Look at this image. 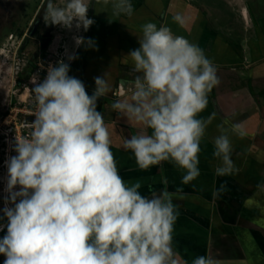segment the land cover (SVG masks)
Segmentation results:
<instances>
[{"label":"clouds","instance_id":"9594fccd","mask_svg":"<svg viewBox=\"0 0 264 264\" xmlns=\"http://www.w3.org/2000/svg\"><path fill=\"white\" fill-rule=\"evenodd\" d=\"M111 7L112 15L132 16L131 0H95ZM45 24L69 32H87V0H45ZM112 20H110L111 22ZM183 26L181 13L172 17ZM139 47L126 58L138 75L120 95L107 74L94 78L89 95L80 79L70 76L76 52L65 47V60L49 64L43 81H33L35 120L27 123L30 136L16 138L6 161L7 178L0 223V255L4 264H225L211 255L189 262L175 248L179 217L174 194L166 188L141 193L139 180L120 175L112 151L111 132L98 102L110 93L111 107L120 118L140 127L123 140L137 167L148 171L167 162L182 170L181 184L194 185L200 175L199 156L206 130L216 118L201 114L209 95L220 84L217 67L203 48L166 24L147 22L141 27ZM75 48L96 49V42L73 35ZM213 157L217 177L238 173L232 159L231 133L246 135L243 123L217 125ZM264 189V185H258ZM177 189V192H182ZM229 191L227 181L213 189L219 198ZM239 264H247L240 261Z\"/></svg>","mask_w":264,"mask_h":264},{"label":"crops","instance_id":"0c3cea01","mask_svg":"<svg viewBox=\"0 0 264 264\" xmlns=\"http://www.w3.org/2000/svg\"><path fill=\"white\" fill-rule=\"evenodd\" d=\"M132 16L112 15L111 7L103 8L90 0L89 18L95 23L85 34L93 39L96 49H85L74 76L86 86L89 95L94 78L107 74L114 91L123 95L125 86L138 75L126 58L139 47L141 27L153 22L166 24L204 49L217 67L220 84L209 95L208 108L201 115L216 113L201 143L199 168L201 175L194 187L181 184L182 170L167 162L141 171L131 152L123 148V140L138 134V125L118 117L111 104L112 93L98 102L112 139L120 175L127 182L139 180L141 193L167 189L174 194L179 217L175 224L174 244L189 262L198 255H211L225 264H239L264 258V0H131ZM181 13L183 26L172 17ZM260 19V20H259ZM110 20H112L110 22ZM258 35H257V32ZM243 123L246 135L231 133L232 159L239 169L231 177H217L213 157L217 125ZM227 181L229 191L219 198L213 189ZM182 192H177V189Z\"/></svg>","mask_w":264,"mask_h":264},{"label":"rangeland","instance_id":"374dc122","mask_svg":"<svg viewBox=\"0 0 264 264\" xmlns=\"http://www.w3.org/2000/svg\"><path fill=\"white\" fill-rule=\"evenodd\" d=\"M87 2L90 4V0ZM44 3L45 0H0V217L3 216L7 178L5 161L16 155L13 148L17 133L19 129H23V115L32 104L31 90L35 87L32 78L41 82L47 74L49 64L55 65L61 59L67 63L65 47L69 51L74 50L79 58L83 50V47L75 48L72 36L82 35L85 38L86 32H69L45 24ZM58 3L63 5L65 0H58ZM260 23L264 24V21L260 20ZM17 46L20 47L18 54L23 59V64L22 70L13 77L9 74L12 64L10 56L17 50ZM79 58L70 64L69 75L78 67ZM39 67L42 70L38 77L34 73ZM16 125L19 128L17 130ZM8 139L13 140L12 144L6 143ZM0 223L7 224V220L2 219ZM4 260L5 257L0 255V264H4ZM252 264H264V258H255Z\"/></svg>","mask_w":264,"mask_h":264},{"label":"built area","instance_id":"2783aa9c","mask_svg":"<svg viewBox=\"0 0 264 264\" xmlns=\"http://www.w3.org/2000/svg\"><path fill=\"white\" fill-rule=\"evenodd\" d=\"M12 37V35H10V38ZM20 47L17 46V50L13 51V55L10 56L11 60H12V64L10 65V75H12L14 77V74L19 73L22 70V61L23 59L20 57V55L18 54V49ZM10 52V51H9ZM9 52H8V56H9ZM4 54V52L2 53ZM7 54V53H6ZM7 56V55H6ZM6 62V60H5ZM42 70V67H39L36 72L34 73V75L38 76L40 75ZM29 78V77H27ZM14 80V79H13ZM35 80V77L32 78V82ZM32 104L29 105V109L25 111V114L23 115V122L24 124L23 129H19L18 126L16 125V130L19 129V132L17 133V139L23 138V137H28L30 136L31 133V129L27 126V123H32L35 120V101L34 98L32 99ZM8 140H10L11 142H8ZM6 143L8 144H12V139H8Z\"/></svg>","mask_w":264,"mask_h":264},{"label":"trees","instance_id":"16d2710c","mask_svg":"<svg viewBox=\"0 0 264 264\" xmlns=\"http://www.w3.org/2000/svg\"><path fill=\"white\" fill-rule=\"evenodd\" d=\"M5 232H6V228L4 231L0 232V238L5 234Z\"/></svg>","mask_w":264,"mask_h":264},{"label":"bare ground","instance_id":"6f19581e","mask_svg":"<svg viewBox=\"0 0 264 264\" xmlns=\"http://www.w3.org/2000/svg\"><path fill=\"white\" fill-rule=\"evenodd\" d=\"M6 195V193H4Z\"/></svg>","mask_w":264,"mask_h":264}]
</instances>
